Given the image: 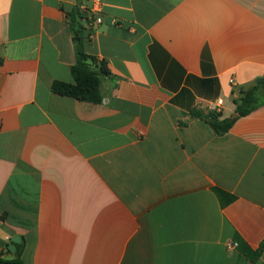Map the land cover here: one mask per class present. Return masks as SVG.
Returning a JSON list of instances; mask_svg holds the SVG:
<instances>
[{
    "label": "crops",
    "instance_id": "1",
    "mask_svg": "<svg viewBox=\"0 0 264 264\" xmlns=\"http://www.w3.org/2000/svg\"><path fill=\"white\" fill-rule=\"evenodd\" d=\"M88 3L0 0L1 237L23 264H264V105L237 115L264 0H105L80 32ZM78 48L110 71L101 104L52 91Z\"/></svg>",
    "mask_w": 264,
    "mask_h": 264
},
{
    "label": "trees",
    "instance_id": "2",
    "mask_svg": "<svg viewBox=\"0 0 264 264\" xmlns=\"http://www.w3.org/2000/svg\"><path fill=\"white\" fill-rule=\"evenodd\" d=\"M70 20L73 28L77 26L82 32L78 10L70 15ZM71 73L74 82H54L52 85L54 93L93 104H101L103 102L102 79L110 75V71L104 61H98L95 57L86 54L82 48H78L77 61L71 67ZM262 105H264V79H259L254 86L244 91L237 101V115L246 116ZM206 120L217 132H228L235 122V120L219 121L218 115L215 113L208 115ZM8 246V243H4L5 251L10 253ZM24 247V241L17 245L15 259L13 260L6 259L4 257L5 253H0V264H23L22 251ZM263 249L264 242L258 251L254 252L253 261L262 254Z\"/></svg>",
    "mask_w": 264,
    "mask_h": 264
},
{
    "label": "built area",
    "instance_id": "3",
    "mask_svg": "<svg viewBox=\"0 0 264 264\" xmlns=\"http://www.w3.org/2000/svg\"><path fill=\"white\" fill-rule=\"evenodd\" d=\"M88 4H81L78 7L79 12V22L81 29L86 32H94L96 29H98L103 23V11H104V4L105 0H88ZM223 99H218L214 102H211L209 104V109L219 115L222 112L223 108ZM0 239L4 243H11V237L9 235H6L5 237H1ZM238 247L237 243H229L227 245V249L229 251H233Z\"/></svg>",
    "mask_w": 264,
    "mask_h": 264
},
{
    "label": "water",
    "instance_id": "4",
    "mask_svg": "<svg viewBox=\"0 0 264 264\" xmlns=\"http://www.w3.org/2000/svg\"><path fill=\"white\" fill-rule=\"evenodd\" d=\"M237 115H234L233 118H235ZM22 243V238L21 236H16L15 238L12 239V243L9 244L8 246V249L11 251V252H15L16 249H17V245L18 244H21ZM253 264V263H251Z\"/></svg>",
    "mask_w": 264,
    "mask_h": 264
}]
</instances>
